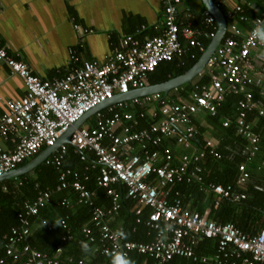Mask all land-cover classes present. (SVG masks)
I'll use <instances>...</instances> for the list:
<instances>
[{
  "label": "built area",
  "instance_id": "obj_1",
  "mask_svg": "<svg viewBox=\"0 0 264 264\" xmlns=\"http://www.w3.org/2000/svg\"><path fill=\"white\" fill-rule=\"evenodd\" d=\"M181 1L163 0L159 33L141 42L132 34L126 35L103 60L80 59L82 37L92 29L73 23L78 41L68 48L70 63L62 74L51 78L38 77L0 44V60L8 65L11 74L23 80L25 87L22 97L5 101L6 111L0 115V137L13 142L12 148L0 146V176L22 166L44 148L54 146L62 133L72 127L69 142L61 143L43 162L58 169V190L71 186L78 202L90 207V218L81 232L89 242L96 243L95 251L107 255L122 251L127 256L140 252L152 256L155 264H166L175 256L195 261L194 247L201 239L212 238L217 242L216 252L202 256L203 261L264 264V226L251 234L231 222H217L208 217L209 209L202 213L191 210L182 204L178 192L171 196L166 188L174 181H196L202 190L214 194V206L224 198L239 201L245 197L238 190L250 177L244 162L238 164L235 185L202 184L200 161L207 156L219 158L220 153L211 136L200 139L194 118L200 113L214 115L227 95H238L235 130L244 139L242 150L247 159L258 155L261 138L247 113L254 111L264 117V56L255 53L264 50V43L252 35L257 19H264V0H213L223 8L226 32L196 76L207 72L208 81H193L186 97L175 99L162 92L132 95L95 110L82 124L74 125L97 104L149 86V77L160 63L181 59L185 53L192 59L199 58L207 44L197 38V29L177 21ZM246 9L253 13L251 17ZM203 15L204 35L210 41L217 23L207 10ZM252 87L257 88L258 95ZM229 123L230 119L223 118V126ZM68 145L86 162L84 171L96 169V182L110 197L109 206L97 203L96 194L82 181L81 171L62 167ZM258 166L264 169V154L259 157ZM121 189L125 197L134 201L135 222L154 231L152 240L112 238L122 229L110 224L121 206ZM50 196L49 189H42L32 201L23 203V210L17 214L21 224L12 226L0 239V264H62L58 257L61 245L56 246L53 256L23 241L31 231L27 217L37 216ZM67 202L63 199L62 204ZM145 208L149 211L144 215ZM40 222L48 224L46 219ZM72 238L73 234L66 231L60 240ZM67 259L72 262L71 257ZM77 264H84V260Z\"/></svg>",
  "mask_w": 264,
  "mask_h": 264
},
{
  "label": "trees",
  "instance_id": "obj_2",
  "mask_svg": "<svg viewBox=\"0 0 264 264\" xmlns=\"http://www.w3.org/2000/svg\"><path fill=\"white\" fill-rule=\"evenodd\" d=\"M256 1L259 2V0ZM220 8L223 10L222 7ZM246 13L249 17L253 15L248 9H246ZM203 17V11L196 14L193 27L199 31L197 38L204 44H208V39L204 35L205 28L202 25ZM197 58L198 56L192 59L189 57V53H185L181 59L175 57L172 60L160 63L149 77L150 83H160L181 74L190 68L197 61ZM196 80L200 83L207 82L208 73L202 74ZM184 89L182 93L186 96L191 89V84H186ZM252 89L258 95L257 88L252 87ZM238 99V95H227L225 100L217 106L214 115H206V119L211 126L210 136L216 140V148L220 153V157L207 156L200 161L202 184L213 182L223 185L229 183L235 185L238 164L243 162L245 158L242 150L244 139L236 133L234 125L235 106ZM223 118L230 119L229 125L223 126ZM247 118L253 122V130L260 135L261 149L259 154L262 156L264 154V117L250 111L247 113ZM144 124L145 122L141 125ZM173 163H176V159L173 160ZM85 165L86 162H82L72 146L68 145L62 167L81 171L82 181L88 189L96 194L97 203L105 207L109 206L110 197L106 194L105 189L96 182V169L90 168L84 171ZM248 170L250 172L249 179L253 183L248 184L247 181L245 188L238 189L245 193V197L239 201L224 198L219 201L217 206H214V194L202 190L200 188L201 184L196 181H174L169 183L166 188L171 196L178 192L177 197L181 199L182 204L191 210L202 213L207 206L210 219L220 223L231 222L243 232L252 234L264 226V170L258 171L253 168H248ZM33 171H35L34 177L30 172L19 176L18 180H16L17 178H9L0 182V239L12 226L21 224L17 214L23 210V203L27 200L32 201L39 190L49 189L51 196L47 204L39 208L37 216L29 215L27 217L32 225L30 234L23 241L53 256L56 254V246L61 245L62 252L58 254V257L62 264H77L80 259L84 260V264H110V255L103 254L99 250L95 251L94 246H96V243L89 242L81 232V227L90 218V207L78 202V196L71 186L59 190L56 188L59 171L53 165L42 162ZM84 176L87 178L84 179ZM121 192L123 195L121 206L112 217L111 225L120 226L126 234L124 237L127 239L143 242L152 240L154 231L142 223L135 222L134 201L124 196V189H121ZM63 199L68 201L67 204H62ZM148 211L149 209L145 208L144 215ZM41 219H46L48 224L42 225ZM66 231L72 233L73 238L62 242L60 237ZM95 233L98 234L96 230ZM151 234L153 235L150 237ZM81 241L89 244V252L82 251ZM216 249L217 242L215 239L203 238L194 247L197 260L175 256L166 264H210L209 261H203L201 258L202 256H211L216 252ZM2 253L3 248L0 246V254ZM68 257L72 258L71 263L68 262ZM128 257L132 259L133 264H155V260L149 254L131 252Z\"/></svg>",
  "mask_w": 264,
  "mask_h": 264
},
{
  "label": "crops",
  "instance_id": "obj_3",
  "mask_svg": "<svg viewBox=\"0 0 264 264\" xmlns=\"http://www.w3.org/2000/svg\"><path fill=\"white\" fill-rule=\"evenodd\" d=\"M204 10L202 0H182L177 21L197 29L193 27V22L196 14ZM162 16L163 0H0V44L9 54L25 62L35 75L43 79L51 78L62 74L70 63L68 48L75 46L78 41L73 23L92 29V32L82 37L83 48L78 51L80 59L103 60L126 35L132 34L141 42L159 33ZM258 52L261 57L264 56L263 50L255 51ZM196 78L162 94L175 99L186 97L187 94L185 96L182 93L185 85L190 83L192 89ZM148 84L151 85L149 80ZM24 93L23 80L11 74L8 65L0 60V115L6 111V100L18 99ZM194 122L201 132V140L210 136L211 126L206 114L196 115ZM0 146L12 148L13 142L11 138L0 137ZM244 157L247 168L264 170L258 166L259 153L255 158ZM33 169L26 173L31 172L34 177ZM21 175L10 178L18 180ZM247 181L248 184L253 183L250 179ZM208 209L206 206L203 212Z\"/></svg>",
  "mask_w": 264,
  "mask_h": 264
},
{
  "label": "water",
  "instance_id": "obj_4",
  "mask_svg": "<svg viewBox=\"0 0 264 264\" xmlns=\"http://www.w3.org/2000/svg\"><path fill=\"white\" fill-rule=\"evenodd\" d=\"M205 10H207L210 14H212L216 20L217 23V31L215 36L209 41V43L206 46V49L204 52L201 53L197 61L187 70L182 72L181 74L168 79L166 81L151 84L149 86H146L144 88H141L135 93L127 94V95H120L116 96L110 100H107L105 102H101L88 110L74 125L79 126L83 123L86 116L94 112L95 110H98L102 108L103 106H106L107 104L114 103L118 100L128 99L132 97V95H143V94H149L153 92H163L166 94L168 90L178 87L184 83L190 82L193 78H195L199 72H201L205 66V63L208 59V57L213 53L216 46L219 44L223 36L226 32V18L221 10L220 7L213 1V0H202ZM72 130V127H70L66 132L62 133V135L58 138L54 146L46 147L42 151H40L36 156H34L32 159H30L27 163H25L23 166H20L16 169H13L3 175L0 176V181L5 180L10 177H15L21 174H24L30 170H32L34 167L38 166L43 162V160L52 153L56 147H58L61 143L69 142V134Z\"/></svg>",
  "mask_w": 264,
  "mask_h": 264
},
{
  "label": "clouds",
  "instance_id": "obj_5",
  "mask_svg": "<svg viewBox=\"0 0 264 264\" xmlns=\"http://www.w3.org/2000/svg\"><path fill=\"white\" fill-rule=\"evenodd\" d=\"M254 38L258 39L261 43H264V19H257L255 26L252 30ZM125 232L121 229L113 234V239H120L125 236ZM80 246L82 251L89 252L90 247L87 242L81 241ZM110 264H133V261L122 251H113L110 253Z\"/></svg>",
  "mask_w": 264,
  "mask_h": 264
}]
</instances>
